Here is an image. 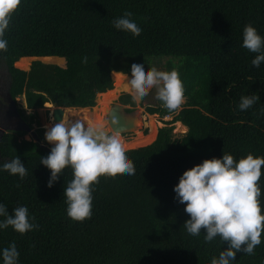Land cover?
Returning a JSON list of instances; mask_svg holds the SVG:
<instances>
[{
    "label": "trees",
    "instance_id": "16d2710c",
    "mask_svg": "<svg viewBox=\"0 0 264 264\" xmlns=\"http://www.w3.org/2000/svg\"><path fill=\"white\" fill-rule=\"evenodd\" d=\"M125 11L142 29L139 36L113 26ZM248 23L264 37V0H21L5 32L0 67L10 75L12 96L25 94L28 108L50 102L64 111L90 109L97 94L113 87L116 72L130 80L133 63L147 70L159 57H167V71H178L184 102L174 111L159 100L146 106L148 114L171 118L157 135L154 122L147 135L137 132L138 146H144L125 150L135 174L99 177L92 216L83 222L67 215L71 167L48 187L51 170L40 157L50 151L20 138L25 130L3 133L0 203L9 214L27 206L30 222L39 227L24 234L0 229V264L13 242L18 264H210L218 258L227 242H205L203 229L199 236L187 232L190 216L174 186L185 170L223 152L237 161L249 152L264 156V62L253 66L258 53L243 47ZM32 58L41 60L29 71L16 66ZM252 94L260 100L240 110L241 97ZM125 97L135 106L130 94ZM132 117L130 122L139 119ZM173 122L184 131L180 137L172 135ZM16 156L28 171L23 180L2 167ZM261 171L264 214V166ZM232 264H264V232L255 254L237 252Z\"/></svg>",
    "mask_w": 264,
    "mask_h": 264
},
{
    "label": "clouds",
    "instance_id": "9594fccd",
    "mask_svg": "<svg viewBox=\"0 0 264 264\" xmlns=\"http://www.w3.org/2000/svg\"><path fill=\"white\" fill-rule=\"evenodd\" d=\"M20 4L21 0H0V51H7L5 32ZM132 15L125 11L112 24L118 30L139 36L142 29L131 19ZM243 47L258 53L251 63L260 67L264 62V37L251 23L243 29ZM84 62H87V57ZM131 75L129 80L125 74L124 91L131 95L133 101H144L155 87L156 100L162 101L168 110L174 111L184 102V86L177 70L164 71L156 66L146 70L144 64L133 63ZM259 100L258 94L244 95L238 107L242 111L247 110ZM45 107L52 108L51 105ZM45 138L54 144L47 157H40V163L51 170L48 187L53 186L58 174L66 167L72 169L73 179L65 187L64 196L67 215L73 221L83 222L91 218L93 186L99 183V177L135 174V165L125 154L119 131H110L90 122L85 124L83 120L72 122L65 113L63 119L48 128ZM262 166L264 156H254L249 152L237 161L232 154L223 152L221 158L205 159L185 170L174 186L179 202L186 204L185 211L190 216L184 222L187 232L199 236L203 229L205 242L219 237L228 244L218 258L214 256L211 259L210 264H232L237 252L254 255L255 248L261 244L264 232V214L259 199ZM2 167L21 180L28 175L18 156ZM0 216L5 217L0 221V229L11 226L24 234L39 227L30 222L27 206H17L13 214H9L6 205L0 203ZM2 257L3 264H18L19 252L14 242L3 249Z\"/></svg>",
    "mask_w": 264,
    "mask_h": 264
},
{
    "label": "rangeland",
    "instance_id": "374dc122",
    "mask_svg": "<svg viewBox=\"0 0 264 264\" xmlns=\"http://www.w3.org/2000/svg\"><path fill=\"white\" fill-rule=\"evenodd\" d=\"M37 59L41 60L39 58H32L31 60H26L27 61L26 63H23L24 62L23 61L18 63V65L16 66L21 69L29 71L33 61ZM166 62H167V57H159L152 60V65L156 66L159 70L167 71ZM124 77L125 75L123 73L116 72L113 87L108 92L97 94L96 105L94 107L90 109H86V108L79 109V108L71 107L64 111V116L66 113L68 115V119L72 122H75L76 120H83L85 121V124L86 122H90L96 125H101L103 127H106L107 126L106 114L110 107V104L114 101L117 102V99L120 95H121L120 100L122 101L128 100L125 97V94H129V93L124 91V83L126 82ZM129 77L130 76H127V78ZM9 81H10V75L7 69L0 67V99L2 100L4 99V95L9 86L10 83ZM16 99L18 101L19 108L23 109L24 115L27 118V120L33 121L34 130L37 131L38 129L41 132V137H40L41 143L49 147H53L54 144L47 142L45 138V132L48 130V128L52 127L55 123H58L61 120V119L53 120L52 118L51 114L53 110V105H52L53 103L50 104L52 108L45 107V103H50V102H45L43 106L39 108H28L25 94L17 96ZM152 105H155V103H153V100L148 96L144 98V101L136 102L135 106L133 107L130 104L127 105L129 109L131 108L130 115L136 113L139 119L135 127H132L129 130H125L129 132L127 133V135L124 136L120 135L125 150L144 146V145L138 146L140 140H136L135 138L137 132H139V135H147V133H145V130L150 129L151 132L152 124L154 122L155 125H158L156 127V135H157L158 129L165 125L163 121L169 120L171 118V116H161L159 113H153L150 114L149 116V114L146 112V106H152ZM172 126H173L172 129L173 137H180L184 132L181 130V126H176L175 122H173ZM20 138H25L27 140H34L32 133L27 130L24 131L23 135ZM127 143L129 145H126Z\"/></svg>",
    "mask_w": 264,
    "mask_h": 264
},
{
    "label": "water",
    "instance_id": "95a60500",
    "mask_svg": "<svg viewBox=\"0 0 264 264\" xmlns=\"http://www.w3.org/2000/svg\"><path fill=\"white\" fill-rule=\"evenodd\" d=\"M127 76H130L127 74ZM109 90V89H108ZM102 93V92H101ZM156 88L153 87L152 90H150L148 97H150L153 101L156 99L155 97ZM6 103V109L4 110V121L1 124V135L0 138L3 136V133L9 131V130H27L32 133V136L34 138V141L39 143L40 146L45 148L46 150L51 151L52 147H49L43 143H41L40 137L37 135V132L34 130L32 125L28 120H26L18 106L17 97L14 98L10 91V84L7 88V91L4 95ZM2 103V100L0 99V104ZM52 104V103H49ZM53 105L52 110V118L53 120H60L63 117V109L65 107L59 106V105ZM94 107V106H93ZM131 119H133L132 115L130 113L126 112L124 110V107L121 103L115 102L113 103L108 111H107V126L105 128L109 129L110 131L115 130L119 131L120 133H125L132 127ZM115 121V123H113Z\"/></svg>",
    "mask_w": 264,
    "mask_h": 264
},
{
    "label": "flooded vegetation",
    "instance_id": "af4514ba",
    "mask_svg": "<svg viewBox=\"0 0 264 264\" xmlns=\"http://www.w3.org/2000/svg\"><path fill=\"white\" fill-rule=\"evenodd\" d=\"M10 82V81H9ZM10 84V83H9ZM120 98H121V95L118 97V99H117V102H119V103H121L122 105H123V107H124V110L126 111V112H128V113H130L131 111L130 110H128L129 109V107H127V105L129 104V103H124L122 100H120ZM2 100V99H1ZM156 102H157V100L155 99L154 101H153V103H155L156 104ZM6 103H7V101L5 100V98L2 100V103L0 104V128H1V124H2V122L4 121V110L7 108L5 105H6ZM113 103H115V101L114 102H112L111 104H110V106L113 104ZM20 109V111H21V113H22V115H23V117L27 120V118L25 117V115H24V111H23V109L22 108H19ZM150 115V114H149ZM106 118H107V114H106ZM29 121V120H28ZM30 122V124L32 125V127H33V121H29ZM34 128V127H33ZM36 131V130H35ZM37 135L39 136V137H41L40 136V131L37 129ZM127 133H129V132H125V133H120V135L121 136H124V135H127ZM0 135H1V130H0ZM41 139V138H40Z\"/></svg>",
    "mask_w": 264,
    "mask_h": 264
},
{
    "label": "bare ground",
    "instance_id": "6f19581e",
    "mask_svg": "<svg viewBox=\"0 0 264 264\" xmlns=\"http://www.w3.org/2000/svg\"><path fill=\"white\" fill-rule=\"evenodd\" d=\"M63 116H64V109H63ZM137 123H138V120L131 122V124H132L131 127H135L137 125Z\"/></svg>",
    "mask_w": 264,
    "mask_h": 264
},
{
    "label": "crops",
    "instance_id": "0c3cea01",
    "mask_svg": "<svg viewBox=\"0 0 264 264\" xmlns=\"http://www.w3.org/2000/svg\"><path fill=\"white\" fill-rule=\"evenodd\" d=\"M114 72V71H113ZM182 125V124H181ZM183 126V125H182ZM185 127V126H184Z\"/></svg>",
    "mask_w": 264,
    "mask_h": 264
},
{
    "label": "built area",
    "instance_id": "2783aa9c",
    "mask_svg": "<svg viewBox=\"0 0 264 264\" xmlns=\"http://www.w3.org/2000/svg\"><path fill=\"white\" fill-rule=\"evenodd\" d=\"M166 116H169V115H166Z\"/></svg>",
    "mask_w": 264,
    "mask_h": 264
}]
</instances>
